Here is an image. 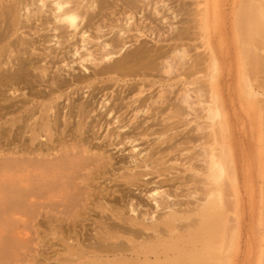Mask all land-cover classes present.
<instances>
[{
  "label": "bare ground",
  "instance_id": "1",
  "mask_svg": "<svg viewBox=\"0 0 264 264\" xmlns=\"http://www.w3.org/2000/svg\"><path fill=\"white\" fill-rule=\"evenodd\" d=\"M125 2L120 12L125 23L118 24L115 36L108 37L103 19L115 0H0V232L15 233V238L27 241L29 229L40 226L35 219L41 209L53 210L57 207L53 199L60 198L70 206L77 203L69 208L72 215L78 208L86 207L91 213L95 207L96 225L83 229L94 237L81 243L78 232L75 244H65L58 253L63 254L58 264H239L243 239L240 177L221 86L223 60L210 36L220 0H197L196 35L202 50L192 56L181 47L171 59L174 64L163 56L147 54L142 47L121 54L134 19L132 6ZM234 4L238 82L250 106L248 115L257 124L264 185V0H234ZM52 48L64 49L81 70L76 72L64 55L52 56ZM159 65L168 74L188 69L179 97L185 106L169 110L173 116H190L188 121H196L197 130L207 129L206 141L198 151L200 165L194 168L190 157L184 169L190 174L183 176V183L200 185L188 193L190 197L179 200L159 185L145 193L152 202L148 207L129 195L126 199L124 194L115 196L117 185L111 181L96 194L82 193V187L69 183H45L59 174L54 172L59 166L50 163L54 155L50 151L66 146L61 136L76 131L77 139L89 146L82 126L92 110L83 99L96 89V78L114 80L117 85L122 82L121 87L127 86L130 92L137 90L132 110L148 114L153 104L155 111L164 102L161 91L146 105L140 96L146 77ZM108 102L110 98H104L101 108L110 113L114 109ZM111 124L126 128L116 113L106 126ZM58 134L62 142L55 137ZM119 135L122 138L116 147L131 145L133 166L121 168L127 170L122 176L131 178L138 162L149 168L145 156L137 157L146 150L137 148L129 132H119L116 139ZM103 170L104 175L110 172ZM121 201L123 210L118 207ZM259 226L260 242L253 264H264L263 208ZM5 254L0 264L10 261L9 252ZM14 258L19 259L17 251Z\"/></svg>",
  "mask_w": 264,
  "mask_h": 264
},
{
  "label": "rangeland",
  "instance_id": "2",
  "mask_svg": "<svg viewBox=\"0 0 264 264\" xmlns=\"http://www.w3.org/2000/svg\"><path fill=\"white\" fill-rule=\"evenodd\" d=\"M122 1H126L125 6H132L134 19L131 30L126 33L128 43L121 54L142 47L147 54H157L172 61L175 52L181 47L186 48L192 56L202 50V47L198 48L200 40L196 35L199 6L197 0H115L116 4H112L105 10L103 19L106 24L103 32L107 33L108 37L115 36L118 24L125 23L121 20L120 14L123 7ZM219 7L216 21L212 20L210 24V36L223 60L221 86L240 177L239 211L243 239L238 262L239 264H253L260 242L259 217L262 208L264 209V185L260 180L257 152V124L254 117L248 115L250 106L241 95L239 88V67L234 35L236 9L234 0H220ZM117 18L120 21H117ZM212 18L214 19V16ZM49 52L52 56L64 55L66 62L69 61L76 72L81 70V66L70 61L71 57L64 49L52 48ZM106 63L108 64V61L104 62ZM172 63L174 64L175 60ZM57 65L60 66L63 63ZM63 68L67 69L64 66ZM187 73L188 69H182L168 74L159 65L151 72V75L146 77L144 93L140 94L141 103L146 105L151 102V98L156 99L160 91L164 95L162 97L164 102L159 105L160 108L154 111L153 104L148 114L132 110L135 97L133 95L138 92L137 90L131 93L127 90V86L121 87L122 82L117 85L114 80L96 78L94 84L96 89L84 94L83 99H87L90 110H92L82 126L90 141L89 146L77 139L76 131L69 132L70 136L55 135L61 142L63 140L60 136L65 138L66 146L58 145L56 150L59 152L57 153L56 150L50 151L54 154L50 156L52 159L50 163H56L59 166L57 171H54L59 174L45 183H69L72 186L82 187L79 190L82 193L96 194V191L102 190L111 181V184L117 185L114 188L117 190L115 196L120 197L124 194V199H126L129 195L148 207L152 206V202L145 193L159 185L169 190L172 196H177L179 200L189 198L188 193L195 186L200 185L191 181L183 183V176L190 174L188 171L184 172V169L190 163L187 162L190 157L194 168L200 165L199 159L202 157L198 156V151H200L201 144L206 141L207 129L197 130L196 121H188L190 116H173L171 113V110L173 112L185 106L180 103L179 97ZM79 95L76 102L80 100L81 91ZM104 98H110L108 104L114 109L113 112L108 113V109L101 108ZM170 108L172 109L169 110ZM115 113L119 115V119L126 125V128L118 129L117 124L106 126ZM126 131L135 139L134 144L138 145V149L146 150V153L137 156L139 160L145 156L143 159L147 160V164L150 165L149 168H144L145 162H138L139 167L134 169V175L131 178L122 176V172H127V170L121 169L122 166H133L132 159L129 157L131 145L115 146L117 140L122 138L119 135V139H116L117 134ZM96 153L99 154L98 157ZM1 154L2 152L0 156ZM78 162V166L71 165V163ZM105 168L110 172L104 175L103 169ZM63 201L60 198H54L52 203L57 207L53 210L41 209L40 215H37L35 219L40 226L33 230L29 229L30 234L27 241L15 238L13 236L15 233L1 231L0 262L2 255L9 252L7 256L11 257L10 261L2 264H58V259L63 256V254L58 256V253L63 252L66 243H76V233H81L82 236H78L81 243L87 238L94 237V233L83 229L90 227V224L96 225V208L90 207L93 210L91 213L86 211V207L78 208L79 211L72 215L69 214V208L77 203L70 206L66 199ZM122 202L118 205L121 210H123ZM13 225L19 226L15 222ZM20 226V229H23L22 224ZM16 251L19 253L18 260L14 258Z\"/></svg>",
  "mask_w": 264,
  "mask_h": 264
}]
</instances>
